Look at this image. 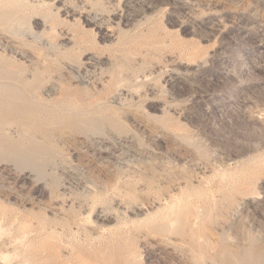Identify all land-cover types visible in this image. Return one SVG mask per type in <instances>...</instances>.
<instances>
[{
  "label": "rangeland",
  "instance_id": "rangeland-1",
  "mask_svg": "<svg viewBox=\"0 0 264 264\" xmlns=\"http://www.w3.org/2000/svg\"><path fill=\"white\" fill-rule=\"evenodd\" d=\"M250 263L264 0H0V264Z\"/></svg>",
  "mask_w": 264,
  "mask_h": 264
},
{
  "label": "bare ground",
  "instance_id": "bare-ground-1",
  "mask_svg": "<svg viewBox=\"0 0 264 264\" xmlns=\"http://www.w3.org/2000/svg\"><path fill=\"white\" fill-rule=\"evenodd\" d=\"M251 262V261H250ZM251 264V263H250Z\"/></svg>",
  "mask_w": 264,
  "mask_h": 264
}]
</instances>
